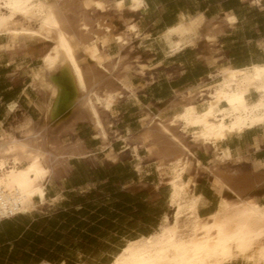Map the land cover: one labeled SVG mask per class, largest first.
Listing matches in <instances>:
<instances>
[{"label":"bare ground","instance_id":"obj_1","mask_svg":"<svg viewBox=\"0 0 264 264\" xmlns=\"http://www.w3.org/2000/svg\"><path fill=\"white\" fill-rule=\"evenodd\" d=\"M74 2L0 0V37H7V46L11 49L21 40L49 42L51 47L41 57V69L33 75L47 99L41 106L42 112L47 120L57 124L74 110L84 108L90 114L98 136L105 141L97 107L101 105L104 110H110L118 95L108 91L98 94L93 89L108 72L109 61L103 51L112 42L122 51L132 39L139 37V32L129 21L125 22V30L117 32L103 17L92 18L82 11L77 14ZM128 3L130 12H137L143 6V0H128ZM90 7L93 15L106 13L110 10L109 0H93ZM18 17L29 23L35 22L37 28L17 27L13 20ZM178 19L162 35L169 56L193 47L201 35L202 15L192 17L181 13ZM212 27L208 22L202 35L209 47L216 39V30ZM123 61L122 57L117 58L115 70H121L117 80L125 91L133 93L131 67L129 64L122 67ZM97 73L101 75L98 80L95 79ZM211 78L217 83L207 93L200 84L198 89L188 90L181 97L184 103L147 117L146 132L137 140L142 144H153L147 152L157 153L165 162L163 168L168 170V203L173 209V222L147 237L128 241L111 264H231L237 260L264 264V207L255 199L244 196L243 185L231 181L239 191L226 185L218 168L231 159L229 151L222 152L218 148L219 143L264 125V64H252L242 70L222 67ZM250 87L258 94L252 105L247 103ZM195 98L201 99L200 108L192 104ZM166 110L175 112L166 118ZM177 128L192 142L213 149L212 166H201L197 161L195 168L213 177L220 194L226 190L233 198L230 201L220 199L216 211L208 218L198 216L201 198L194 195L184 181L190 167V152L175 133ZM39 133L32 129L23 139L8 134L0 139V218L33 212L38 206L45 205V184L52 169L65 156L82 155L80 145H73L68 151L53 152L51 149L50 152L44 134ZM167 219V216L163 217L164 221Z\"/></svg>","mask_w":264,"mask_h":264},{"label":"crops","instance_id":"obj_2","mask_svg":"<svg viewBox=\"0 0 264 264\" xmlns=\"http://www.w3.org/2000/svg\"><path fill=\"white\" fill-rule=\"evenodd\" d=\"M254 1L143 0V6L139 11L125 13L124 17L136 25L139 37L132 39L130 45L120 53L113 52L111 45L105 48L107 54L112 57V62L117 61L120 55L124 57V64L130 65L131 84L134 87L133 96L123 91V97L115 101L112 110L104 112L107 116H103V119L110 146L103 149L101 141L95 138L96 132L92 125L86 120L77 119L76 116L49 130L47 139L49 143H57L64 147L80 143L87 156L69 158L66 161L68 165L75 159L86 160L96 154H103L105 161L111 166L121 164L123 168L132 170L136 181L140 176L135 167L140 165L141 173L147 177L146 183L153 185L160 172L158 168L161 164L164 166V161L157 153L149 154L145 147L138 148L140 161L132 152V147L137 144L135 138L143 131L147 117L157 115L167 108L171 104L164 107L167 100L174 98L172 102L177 103L188 90H193L199 84L211 83L209 76L219 68L242 69L252 64H264V0H260L259 4H255ZM181 13L192 17L202 15L205 21L202 26L203 33L208 22L211 27L213 26V31L216 30L214 32L216 39L211 48L202 42L197 48H186L175 56L167 55L161 35L178 22V14ZM29 52L25 46L13 53L0 50V139L4 134L19 137L20 127L27 120H31L35 127L39 128L42 125H37V122L45 119L40 109L47 99L32 79L33 74L39 71L41 57L46 51L38 57L34 52ZM141 66L144 67L143 75L139 73ZM132 69L135 75H132ZM197 100L199 99L195 101ZM218 148L222 152L231 153V159L218 167L224 182H227L225 184L231 185L230 187L237 191L239 189H236L231 181L243 185L244 196L255 199L259 206L264 207V125L232 136L219 143ZM109 150L117 156V162L112 163L108 160ZM124 155H128L131 161H120ZM191 158L194 162L199 161L201 166H211V152L204 155L194 153ZM191 175L194 185L190 187L194 195L201 198L197 211L199 217H210L214 210L216 211L219 201L233 199L226 190L221 194L217 193L214 179L207 172L194 168ZM133 178L130 176V180L135 182ZM188 178L189 175H185L184 179ZM50 181L48 178L45 184V205L38 206L33 212L20 213L25 216L20 222L12 223L11 226L0 225V264L10 256V259L15 261L14 257L24 252L17 246L25 244L28 234L26 231L36 220L35 212L44 207L47 209L55 207L65 200V193L72 194L75 191L74 189L55 191L51 188ZM56 208L58 211H65L62 207ZM7 230H11L12 234L16 231L19 234L17 239L19 241L5 240ZM22 235L24 237L21 239ZM15 237L17 236H10V239Z\"/></svg>","mask_w":264,"mask_h":264},{"label":"rangeland","instance_id":"obj_3","mask_svg":"<svg viewBox=\"0 0 264 264\" xmlns=\"http://www.w3.org/2000/svg\"><path fill=\"white\" fill-rule=\"evenodd\" d=\"M75 1L76 2H74L75 3L74 5L76 7L74 6V12L76 11L77 14H79V13L81 14L82 12H84L85 15H87L89 17H92V18L96 17V16L97 17H103L107 22H111L115 26L117 32L125 30V28H126V25H125L126 23L125 22L129 21L128 19L124 18L126 16L125 13H133V12L129 11L128 0H109L110 10L107 11L106 13L96 12L94 15H93V11H92V9L90 7L93 0H79V1L75 0ZM254 2H255V4H259L260 0H255ZM82 3H84V4H82ZM89 3H90V5H89ZM118 3H119V5L117 6ZM87 7H88V9H87ZM99 13H101V14H99ZM71 16H74V15H71ZM15 19L13 20V22H14V25H16L17 27L18 26H23V27L24 26L25 27H29L30 26L32 28H37V25L35 24V22L31 21L29 23V22L24 21V19L19 18V17L15 18ZM112 21H114V23ZM204 22L205 21H203V20L200 22V30H201L200 37L196 40L195 45L193 47H190V48H197L200 44H202V42H205L203 37H202V35H203L202 26L205 24ZM121 24H123V26ZM207 25L208 24H206V27H207ZM119 29H121V30H119ZM162 35H163V33H162ZM162 35H161V39H162V42L165 44ZM7 41H8V39H7L6 36L0 37V43H2V44H0V50L3 49L6 52L13 53V52H16L18 50H21L22 46H25L28 51L34 52L35 56H37V57L42 55V53L44 51L47 52L49 50V48L51 47V44L49 42H39L37 40H21V41H19V43H16L13 46V48L11 49V48H9L7 46ZM110 45H111V49H112L113 52H117V51H118V53L121 52V51L118 50V48L116 47V45L113 42L110 43ZM165 46H166V44H165ZM209 48H211V47H209ZM46 52H44V54ZM103 53H104V55L107 56L108 61H109L107 63L108 72H105L106 74L104 73V77L102 76L103 78L100 79V81L97 83V85L93 86V89L98 91V94H100V93L102 94V92H105V91H108V92H111V93H116L119 96V97L118 96L116 97V100H117L118 98H122L123 97V91L127 92V91H125L122 88L120 83H118L119 81L117 80L118 76H120L121 70L119 68H118V70H115V66H116L117 61L112 62L113 59H112L111 56H109L107 54L106 50H104ZM166 53L169 56L167 46H166ZM118 57H122V56L118 55ZM122 58L124 60V57H122ZM125 65H127V63L126 64H122V67L125 66ZM41 66H42V64H41ZM247 67H249V66H247ZM143 68H144L143 66L140 67V72L139 73L140 74L142 73L141 75H143V71H142ZM40 69H41V67H40ZM242 69H245V68H242ZM242 69H239V70H242ZM132 75H135L134 74V69H132ZM214 75H215V73L211 74L209 76V79L212 80L211 83L203 85L204 93H207L209 91V88L211 90L216 85L217 80L211 78V76H214ZM98 77H101V75L99 73H97V77L95 76V79L98 80L99 79ZM33 81L35 83V86L40 90V92L43 93V95L46 98L44 90L42 89V86H40L39 82L34 80V79H33ZM199 85H197L195 88L198 89ZM249 89L252 90V91L249 90L248 93H247V99H248L247 103L249 105H252V103H255L257 101L258 94L256 92H254L255 90L252 87H250ZM128 93H129L128 94L129 96H133L134 90H133V93H130V92H128ZM173 99L174 98H172L170 100H167L164 103V107H166L170 103L171 104L167 108H170L174 104L178 105L180 102L184 103L183 102L184 100H180L177 103H174V102H172ZM196 99L197 98H195L192 101V104L197 106L198 108H200L202 101H201L200 98H199V100L195 101ZM114 103L112 104V107H113ZM167 108H165V109H167ZM97 109L99 110L98 111L99 114H100L99 116H100L101 123H102V126L104 128L105 135H106V140L105 141H102L101 138L98 136V132H97V130L95 129V127L93 125L91 117H89L90 114L84 108L83 109L82 108H78L77 110H74L65 119L61 120L57 124H53L51 121L47 120L46 119V115L40 109L41 112L44 114L45 119H43V121L37 122V125L41 124L42 126H40L39 128H36L31 120H27L20 127L21 135L19 137H16L14 135L12 136L10 134H8V135L10 137H13V138L23 139L25 136H27L29 134L30 130L35 129V131H37L38 133L41 132L39 134H41V135L44 134L43 136H44V139H45V143L47 145L46 147H47V149L50 152H52V151L54 152L55 150H59V149H62L64 151H68V149H70L71 146L80 145V143L77 142L75 144L70 145L69 147H64V146H61V145H59L57 143L51 144L47 140L49 138L48 131L49 130H53L55 127H57L60 124H62L63 122H65L70 117L76 116L77 119L86 120L92 125L93 129L96 132L95 138L99 139L101 141L102 148L105 149V148H108L110 146V144H109L108 133H107V130H106V126H105V122H104L103 116L107 117L104 112H110L112 110V108L110 110L106 109L107 110L106 111V110L103 109V107L101 105H99L97 107ZM86 112L88 113V115H87ZM173 112H175V111L174 110L173 111L172 110L171 111L170 110L169 111L166 110L165 117L166 118H170V116L173 114ZM179 130L180 129L177 128V131L175 130V133H178V135L182 139V143L186 146V148L190 152V155H189L190 167H189V171H188V174H187V175H189V178H188V180L184 179V181L189 185V188L191 189L190 186L194 185L193 176L191 175V172L195 168V162L191 158L192 154L196 153L198 155H204V154H208V153L211 152V154H212V161L211 162L213 163V161L215 159V153H214L213 149H211V147H209V146H205L204 147V146H201V145H198V144L192 142L191 138L188 135H184ZM145 132H146V123L144 125L143 131L135 138V140H137V138L140 137ZM126 141H127V139H126ZM49 145H50V147H48ZM153 146H154L153 144L149 145L148 143H143L142 144L141 142H138V140H137V144L132 147V152H133L134 156L137 158V160L140 161L141 158L138 155V148L145 147L146 150H147L148 148L152 149ZM80 147H81V145H80ZM51 149H53V150L51 151ZM86 156H87V153L82 149V155L76 156V157L75 156H65L64 159L61 160L60 164H58L57 166H55L52 169V172H51V175H50L49 178L51 179L50 185H51V188L53 190H55V191L56 190H61V189H66V190L67 189H74L75 190L72 194L65 193L64 194L65 200L63 199V202L58 204V205H56V206L62 207V209H65V210H71V207L76 209V210H78L81 207V205H82V201L77 199L78 196H88L91 192H95L96 194H99V195H107L108 194L106 192V190H104V189L100 190V188H99V186L101 184H104L105 182H103V183L97 182V176L92 173V170H95L96 168H99V167H102V166H111V164H108L105 161L103 154H99V155L96 154L95 156H92V157H90L89 159H86V160L75 159V160L70 161L69 165L66 163V161L69 158H72V157L73 158H85ZM107 158L112 163L117 162V156L112 152V150H109V152L107 154ZM120 161H122V162H126L127 161L128 162V161H131V160H130V157L128 155H124V156H122L120 158ZM212 163H211V166H212ZM63 164H65V165H63ZM131 164L135 165L134 162H131ZM164 166H165V162H164ZM164 166L162 164L159 166L158 169L160 170V172H159V175L155 178V182H154L153 185H149V184L146 183L147 177H144V173H141L140 165H137L135 167L136 170H137V174L140 176V177H137L138 181L132 182V180H130V176H123L124 172H121L120 177L123 176L122 179H119V180H117V181H115L113 183V186L116 189H120L121 191H127V192H130L132 194H135V193L139 192L140 190L147 189L148 195L145 197V201L153 209L163 212V216L160 218L159 225L157 226L156 230H154L152 233H155L158 230H160V227H165L169 223L173 222V209L171 207H169V203H168L169 194H170V187L167 184L168 181H169L168 180V174H167L168 170L163 168ZM206 167H208V166H206ZM83 190H85V191L82 192ZM217 193L220 194L219 190H217ZM248 199H251V198H248ZM251 200H253V199H251ZM86 202H92L91 204H96L97 200L94 197L90 198V199L87 198ZM56 206L55 207H50V209H47V208L44 207V208L40 209L39 211L35 212V214L38 215V216H52L53 214H55L58 211ZM164 216H167V218H168L167 221L163 220ZM181 225L184 226V223L182 222ZM183 226H181V227L183 228ZM64 232L65 231H62V234H65ZM128 241H131V240H125V239L121 240L120 242L115 244V248H113L112 250H116L123 243H125V245H126V243ZM68 252L72 254L71 255L72 257L69 256V259L74 261V262H76L77 264H97V262H99L101 256L103 255L101 252L92 255L88 251L81 252L79 249H76L75 252H73L71 250H68ZM107 252H108V254H112L113 253V251H107ZM231 264H246V263L243 262L242 260H237V261H234Z\"/></svg>","mask_w":264,"mask_h":264},{"label":"trees","instance_id":"obj_4","mask_svg":"<svg viewBox=\"0 0 264 264\" xmlns=\"http://www.w3.org/2000/svg\"><path fill=\"white\" fill-rule=\"evenodd\" d=\"M121 172H124L123 176L134 177L133 180L136 181L134 172L123 168L121 164L99 167L92 170V173L97 176V182L106 181L99 188L106 190L107 195L91 192L88 196H78L77 199L82 201L78 210L71 207V210L57 211L52 216L35 214L36 220L26 231L28 234L25 244L17 246L24 252L14 257L16 262L10 256L2 264H39L41 261L49 264H77L69 259L72 254L68 252H75L76 249L81 252L88 251L92 255L104 253L99 264H111L125 245L123 243L116 250H112L116 243L123 239L137 240L141 236L151 235L159 225L163 212L153 209L145 201L147 189L135 194L116 189L113 183L122 179ZM93 197L97 200L96 204L86 202L87 198ZM24 218L23 214H19L1 221L0 225L11 226ZM15 232L12 234L11 230H7L5 240L15 242L19 236ZM10 236L17 237L14 240ZM23 237L22 235L21 239ZM25 247L27 249L24 250ZM107 251L113 253L108 254Z\"/></svg>","mask_w":264,"mask_h":264},{"label":"built area","instance_id":"obj_5","mask_svg":"<svg viewBox=\"0 0 264 264\" xmlns=\"http://www.w3.org/2000/svg\"><path fill=\"white\" fill-rule=\"evenodd\" d=\"M5 219H9V218H0V222H1L2 220H5Z\"/></svg>","mask_w":264,"mask_h":264}]
</instances>
